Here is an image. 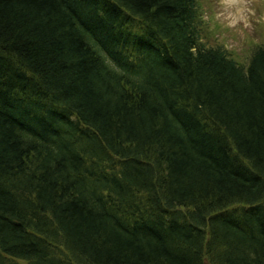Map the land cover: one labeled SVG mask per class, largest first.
I'll return each instance as SVG.
<instances>
[{
	"label": "trees",
	"instance_id": "obj_1",
	"mask_svg": "<svg viewBox=\"0 0 264 264\" xmlns=\"http://www.w3.org/2000/svg\"><path fill=\"white\" fill-rule=\"evenodd\" d=\"M0 264H264V44L196 0H0Z\"/></svg>",
	"mask_w": 264,
	"mask_h": 264
},
{
	"label": "rangeland",
	"instance_id": "obj_2",
	"mask_svg": "<svg viewBox=\"0 0 264 264\" xmlns=\"http://www.w3.org/2000/svg\"><path fill=\"white\" fill-rule=\"evenodd\" d=\"M199 37L220 45L245 65L254 46L264 44V0H196Z\"/></svg>",
	"mask_w": 264,
	"mask_h": 264
}]
</instances>
